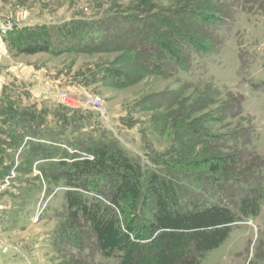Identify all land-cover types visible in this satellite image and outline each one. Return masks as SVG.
I'll return each instance as SVG.
<instances>
[{
    "label": "rangeland",
    "instance_id": "374dc122",
    "mask_svg": "<svg viewBox=\"0 0 264 264\" xmlns=\"http://www.w3.org/2000/svg\"><path fill=\"white\" fill-rule=\"evenodd\" d=\"M0 17L17 22V35L36 31L31 44L48 29L51 45L22 53L4 38L0 91L8 85L14 100L46 109L52 142L92 159L68 140L105 137L144 171L200 177L203 202L239 216L202 264H264V0H0ZM78 24L72 44L61 43ZM61 92L76 102L100 96L108 114L62 110ZM11 155L0 163V264H118L69 210L67 188L43 177L45 163L20 172Z\"/></svg>",
    "mask_w": 264,
    "mask_h": 264
},
{
    "label": "trees",
    "instance_id": "16d2710c",
    "mask_svg": "<svg viewBox=\"0 0 264 264\" xmlns=\"http://www.w3.org/2000/svg\"><path fill=\"white\" fill-rule=\"evenodd\" d=\"M81 25L61 30V35L67 34V37L60 42L72 44ZM30 32L29 37L11 32L6 37L9 48L22 53L36 46L51 45L48 29L35 39L42 41L34 44L30 41L34 40L36 31ZM145 33L140 32L154 39L153 34ZM178 34L185 35V32ZM156 51L151 53L154 62L160 56ZM173 59L181 62L178 54ZM12 96L11 88L3 85L0 91V163L9 159L8 153L13 154L10 158L14 160L19 153L20 172L31 173L34 165L39 167L45 163L39 168L43 177L67 188L65 197L69 210L76 217L81 213L95 230L108 256L119 254L118 264H202L210 252L222 246L237 225L239 216L228 205L203 202L204 193L196 186L200 177L189 176L179 168L171 173L144 171L117 142H109L105 137L88 144L67 139L70 145L92 154L93 158L82 159L71 151L70 154L61 148L65 142L51 141L54 127L47 125L50 113L46 109L38 112L36 104L28 106ZM59 108L79 112L67 105ZM38 116L42 122L37 121ZM55 117L61 118L66 127L56 123V129L65 132L68 119L61 113ZM75 122L76 119L72 121ZM26 137L31 139L24 142ZM62 157H69V160ZM2 167L9 169L6 163ZM60 175L63 177L59 178ZM187 180L195 189L187 188L184 184Z\"/></svg>",
    "mask_w": 264,
    "mask_h": 264
},
{
    "label": "built area",
    "instance_id": "2783aa9c",
    "mask_svg": "<svg viewBox=\"0 0 264 264\" xmlns=\"http://www.w3.org/2000/svg\"><path fill=\"white\" fill-rule=\"evenodd\" d=\"M18 28L17 22L13 20L12 17H0V45L3 43L4 38L8 36L11 32ZM58 99L61 103L73 107H86L93 111L100 113L101 115H107L108 111L105 106L103 99L97 95H88L84 98L82 102H76L69 94L61 92L58 94ZM30 137H26L25 141L30 140ZM15 173L13 172V175ZM10 184V178H8L3 185L6 188ZM8 188V187H7Z\"/></svg>",
    "mask_w": 264,
    "mask_h": 264
}]
</instances>
